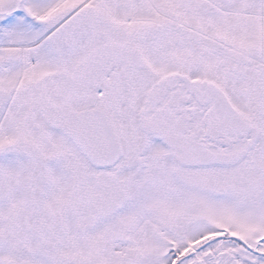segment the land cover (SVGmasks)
I'll return each mask as SVG.
<instances>
[{
	"label": "snow or ice",
	"instance_id": "1",
	"mask_svg": "<svg viewBox=\"0 0 264 264\" xmlns=\"http://www.w3.org/2000/svg\"><path fill=\"white\" fill-rule=\"evenodd\" d=\"M0 264H264V0H0Z\"/></svg>",
	"mask_w": 264,
	"mask_h": 264
}]
</instances>
